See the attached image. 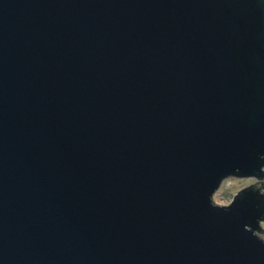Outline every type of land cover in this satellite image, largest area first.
I'll list each match as a JSON object with an SVG mask.
<instances>
[{"label":"water","instance_id":"obj_1","mask_svg":"<svg viewBox=\"0 0 264 264\" xmlns=\"http://www.w3.org/2000/svg\"><path fill=\"white\" fill-rule=\"evenodd\" d=\"M263 222L264 0H0V264H264Z\"/></svg>","mask_w":264,"mask_h":264},{"label":"rangeland","instance_id":"obj_2","mask_svg":"<svg viewBox=\"0 0 264 264\" xmlns=\"http://www.w3.org/2000/svg\"><path fill=\"white\" fill-rule=\"evenodd\" d=\"M252 179H237V178H227L222 184L218 192L213 195V202L219 205H225L231 201L233 195L241 188L252 183ZM264 229V222L262 223ZM264 239V235H261Z\"/></svg>","mask_w":264,"mask_h":264},{"label":"built area","instance_id":"obj_3","mask_svg":"<svg viewBox=\"0 0 264 264\" xmlns=\"http://www.w3.org/2000/svg\"><path fill=\"white\" fill-rule=\"evenodd\" d=\"M225 180H227V179H225ZM225 180L221 183L220 187L218 188V190H217L216 192L219 191V189L221 188V186H222V184L225 182ZM216 192H215V193H216ZM229 202H230V201H229ZM229 202H228V203H229ZM228 203H227V204H228Z\"/></svg>","mask_w":264,"mask_h":264}]
</instances>
